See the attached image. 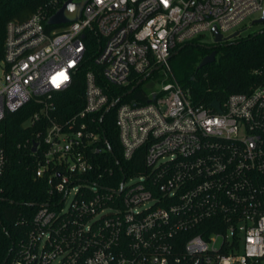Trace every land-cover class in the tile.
<instances>
[{
	"label": "built area",
	"instance_id": "2783aa9c",
	"mask_svg": "<svg viewBox=\"0 0 264 264\" xmlns=\"http://www.w3.org/2000/svg\"><path fill=\"white\" fill-rule=\"evenodd\" d=\"M74 1L83 8L73 24L47 31L39 10L6 28L0 179L6 124L19 115L46 196L30 222L19 219L26 237L4 264H264V73L220 113L176 82L144 104L112 98L168 69L195 38L214 39V29L226 38L260 19L264 0ZM79 77L81 107L65 113L52 93ZM112 110L122 163L141 164L116 186L102 168L111 148L101 123Z\"/></svg>",
	"mask_w": 264,
	"mask_h": 264
},
{
	"label": "trees",
	"instance_id": "16d2710c",
	"mask_svg": "<svg viewBox=\"0 0 264 264\" xmlns=\"http://www.w3.org/2000/svg\"><path fill=\"white\" fill-rule=\"evenodd\" d=\"M65 1L0 0V62L9 23L26 22L39 10L44 12L48 21ZM47 21L44 23L47 31L60 29L48 26ZM212 51L216 53L215 61L198 70L201 60ZM174 60L180 70L176 75L171 69L172 81L187 89L195 104L209 107L212 102L222 103L228 96L246 93L262 82V78L255 75V72L264 73V31L245 37L239 36L217 46L214 43L202 46L193 41L176 50L171 55L170 62ZM136 83L113 91L112 98H121V103H146L148 97L141 87L142 84L128 94ZM82 91V79L79 77L71 91L52 93V96L60 110L70 114L81 107ZM113 119L112 110L101 123L111 148L109 160L108 155H103L107 162L102 164V168L113 170L114 180L106 183L116 186L124 176L132 174L141 164L135 162V159L132 164L122 163ZM22 123L23 119L16 115L8 119L5 128L8 164L0 179V264H4L13 256L18 245L26 237L27 226L21 225L19 219L23 217L25 222H30L36 210L35 205L43 202L46 196L45 183L34 177V157L26 144L29 133L22 128ZM138 154L141 155L142 151Z\"/></svg>",
	"mask_w": 264,
	"mask_h": 264
},
{
	"label": "water",
	"instance_id": "95a60500",
	"mask_svg": "<svg viewBox=\"0 0 264 264\" xmlns=\"http://www.w3.org/2000/svg\"><path fill=\"white\" fill-rule=\"evenodd\" d=\"M83 8V4L82 3H76L74 0H66L63 5L55 12V14L53 16H51L48 21H47V25L53 28H62L66 25L69 24H73L75 22H77L81 16V11ZM264 23V13L263 16L252 22V25L255 24H262ZM245 30H241V31H237L235 33H233L232 35H230L229 37L223 38L220 34H218L216 32V30L214 29V39H213V43L214 45H219L222 44L224 42L230 41L232 39H235L239 36H241V34L244 32ZM215 56L216 53L215 51H212L209 55L205 56L201 62L199 63L197 69H201L204 66L212 63L215 61ZM161 68V66L154 68L149 74H147L145 77H143L137 84L135 87H133L128 94H131L133 92V90L135 88H137L138 86H140L154 71H156L157 69ZM116 102L112 105L115 106ZM211 106L218 112L220 113V109H219V103L218 102H212ZM35 149L33 148L32 151H34Z\"/></svg>",
	"mask_w": 264,
	"mask_h": 264
},
{
	"label": "rangeland",
	"instance_id": "374dc122",
	"mask_svg": "<svg viewBox=\"0 0 264 264\" xmlns=\"http://www.w3.org/2000/svg\"><path fill=\"white\" fill-rule=\"evenodd\" d=\"M259 17H260L259 14H254L242 23V25L237 29V30H245L241 34V37L253 35V34L264 31V23L252 25V22L255 20H258ZM193 41L195 43H198L199 45H202V46H208V45L213 44V38L209 34H206L203 37H197ZM175 63H176L175 60L170 62V59H169L168 69L165 66L157 69L154 72V74L152 73L153 75L151 74L142 83L141 87L145 91L147 96H149L151 93L160 91V89L163 85L168 84V83H173V81H172L173 80V73H172L171 69L173 70L174 74H176V75L179 73L178 71L180 70L179 66ZM0 74H1V72H0ZM67 201H69V199Z\"/></svg>",
	"mask_w": 264,
	"mask_h": 264
}]
</instances>
